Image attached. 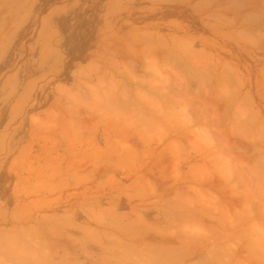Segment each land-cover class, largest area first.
Returning a JSON list of instances; mask_svg holds the SVG:
<instances>
[{"label": "rangeland", "instance_id": "1", "mask_svg": "<svg viewBox=\"0 0 264 264\" xmlns=\"http://www.w3.org/2000/svg\"><path fill=\"white\" fill-rule=\"evenodd\" d=\"M175 1L0 0V264H264V61Z\"/></svg>", "mask_w": 264, "mask_h": 264}, {"label": "bare ground", "instance_id": "2", "mask_svg": "<svg viewBox=\"0 0 264 264\" xmlns=\"http://www.w3.org/2000/svg\"><path fill=\"white\" fill-rule=\"evenodd\" d=\"M191 2H192V0H176L175 1V3L178 6L186 7L188 10L190 8L192 9V11L195 13V18L200 23L199 28L197 27L199 29V31H202L203 29L207 28L205 26L206 21H207V26L210 29L216 30V34L215 35L213 34V36H215L213 38V43L215 44V50H217V51H215L214 54H212L213 55L212 58H213L214 62H215L214 59H216L215 66H214L217 69V73L215 74L216 80L234 81L237 78L240 79L241 77L239 78V74H237V72L235 73L236 76L233 73H231V72H235L234 70H232L233 64L238 65V66H236L237 69L241 70L243 72V78H245L246 72H245V69L243 67L247 63L248 64H253V63L257 64L260 62L263 63L262 61H264L263 60L264 59L263 58L264 53L262 54V51L264 48L263 47L261 48L259 45V42L261 43V41H262V43H264L263 39H262L263 37H261V39L258 38V39H260V41L257 39V37L259 36L260 32L262 33L263 28H264V0H210L208 2H204L203 0H200L197 2L195 10L193 9L194 6H193V4H191ZM211 20H212V23H209L208 21H211ZM252 30L256 31V33L254 32V34L258 35L257 37H255L256 35L252 34ZM263 35H264V33H263ZM163 52L165 54V51H163ZM198 52H199V55L203 54V50H200ZM244 62L246 63L245 65L243 64ZM228 68H231V69L229 71H227ZM251 68H253V67H251ZM131 74H133V73H131ZM130 76H132V75H130ZM226 178H228V177H226ZM212 179H214V178H212ZM230 179H229V181H230ZM222 180H225V179H221V181ZM212 181L213 180H211V182ZM229 181H225L226 184H228L227 182H229ZM204 182H205V180H204ZM218 182H220V181H218ZM205 183H203V184H205ZM218 185H219V183H218ZM211 186H213V183ZM233 187L234 186H232V188ZM236 189L238 190V187ZM226 206L229 207L227 203H226ZM224 211H225V209H224ZM228 211H229V209H228ZM228 211H227V214L230 212H233L231 210L229 212ZM215 228H216V226H215ZM222 235H224V233H222ZM228 235H231V234L228 233ZM228 235L226 234V236H228ZM222 237H224V236H221V238ZM217 241H219V240H217ZM221 241H223V240H221ZM190 242H191V240H190ZM147 243H149V242H147ZM193 243H195V241ZM171 246H172V244H171ZM192 246H193V244H192ZM147 247L150 248V246H147ZM198 247H200V246L198 245ZM181 248H182V246H181ZM184 248H187V247L184 246ZM184 248H183V250L186 252V249H184ZM196 248H192V249H196ZM152 249H154V248L152 247ZM171 250L173 251V249H171ZM183 250L181 249V251H183ZM157 251H160V249ZM168 251H169V249H168ZM184 251L182 252V254L185 253ZM178 252H180V251H178ZM187 252L189 253V250ZM233 252H231L232 253L231 255L233 258H235L236 255H233ZM188 253H187V256H188ZM190 253H192V252L190 251ZM159 255H161V254H159ZM176 255H178V254L176 253ZM175 256H174V258H175ZM182 257L185 258L184 256H182ZM232 257H229V259Z\"/></svg>", "mask_w": 264, "mask_h": 264}]
</instances>
